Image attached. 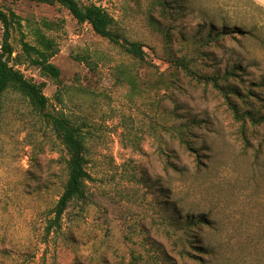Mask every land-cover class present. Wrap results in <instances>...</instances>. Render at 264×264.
<instances>
[{
	"label": "rangeland",
	"instance_id": "rangeland-1",
	"mask_svg": "<svg viewBox=\"0 0 264 264\" xmlns=\"http://www.w3.org/2000/svg\"><path fill=\"white\" fill-rule=\"evenodd\" d=\"M252 1L264 9V0ZM180 2L181 13L167 20L151 10L150 0L95 2L129 41L143 46L147 62L140 63L58 5L0 0V10L20 17L28 41L43 22L57 25L48 33L59 48L51 60L59 79L19 69L43 86L48 113L80 129L90 176L85 201L72 202L60 230L46 236L45 220L67 180V153L50 123L19 95H6L0 264H264V122L245 117H264V42L255 39V28L251 34L235 29L255 25V7L243 0ZM211 20L218 27L223 21L231 37L203 49L208 56L190 69L238 92L231 102L239 119L210 85L163 54L167 47L191 54L199 25ZM258 20L264 40V13ZM1 34L0 26V40ZM11 42L18 51L15 36ZM180 134L199 151V165ZM184 216L205 217L207 224L191 228L186 235L194 248L183 244L187 254L181 255Z\"/></svg>",
	"mask_w": 264,
	"mask_h": 264
},
{
	"label": "trees",
	"instance_id": "trees-1",
	"mask_svg": "<svg viewBox=\"0 0 264 264\" xmlns=\"http://www.w3.org/2000/svg\"><path fill=\"white\" fill-rule=\"evenodd\" d=\"M10 2H19L22 0H8ZM36 4H43L48 6L58 5L67 10L71 17L77 24H87L91 27L93 32L100 38L105 39L112 45L121 49L126 55L132 59L145 63L147 62V54L143 50V46L137 42L129 41L123 34L122 28L119 26L117 19L110 15L101 6L96 5L95 2L101 0H26ZM249 6L255 7V25L252 23L242 22L235 28L238 30H246L250 33L255 28V39L262 43L264 40L260 39V29L263 22L257 21L259 14L264 13V9L252 0H243ZM151 10H157L159 18L162 20L173 19L182 11L180 0H150ZM196 10L199 14L205 15L206 10L203 5H197ZM215 14V13H214ZM218 22L211 20L209 22L203 21L200 26L201 34L195 37L194 44L197 48L192 50V53L178 52L177 55L171 53L170 48L163 53L166 60L175 65L190 78L201 79L205 84L210 85L217 93L226 101L235 119H239V113L236 107L231 102V97H239L238 92L228 85H223L213 77H196L190 65H201L203 59L208 56V53L202 51L210 46H217L219 42L227 37H231L232 31L225 25L223 21L221 27L216 24ZM160 24L158 22L152 23L154 28ZM0 26L2 28L0 40V117L3 109L4 98L8 94L19 95L25 100L46 122L50 123L52 129L63 145L67 153L65 161L67 180L63 187V192L56 202L51 212V218L45 220L44 232L49 236L61 228V222L64 213L72 202H84L86 195V183L90 180V176L86 171V147L83 134L80 129L73 125L69 119L63 115H52L46 111L47 100L42 91V85H36L28 81L19 69V66L26 65L31 68L38 69L39 72L49 77L52 80H58L59 70L51 63V60L58 54L59 48L55 39L49 35L48 32L55 30L57 25H52L43 22L40 27L33 28L31 32V41L27 40V34L23 32L21 19L12 10H0ZM255 26V27H254ZM235 32V33H237ZM164 37H168L166 31H162ZM15 36L19 50L15 51L11 40ZM167 44V43H166ZM234 76V73H227L223 82H227L228 77ZM121 82L128 81L124 78ZM246 119L251 123L264 122V117L261 121L255 119L250 112L245 113ZM244 120V117H242ZM194 124V123H193ZM179 139L186 146V150L194 154L197 164L200 163L199 151L186 144L180 134ZM181 219L182 234L179 236L180 254H187L183 248L186 244L189 248H194L193 243L189 241V233L191 228H197L199 225L207 224L205 217H189L184 216ZM183 220V221H182Z\"/></svg>",
	"mask_w": 264,
	"mask_h": 264
}]
</instances>
